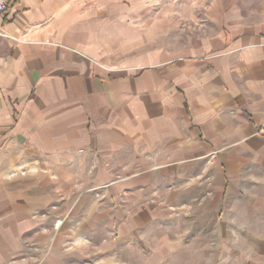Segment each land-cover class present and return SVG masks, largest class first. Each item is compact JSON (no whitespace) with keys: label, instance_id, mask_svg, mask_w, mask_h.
I'll return each mask as SVG.
<instances>
[{"label":"crops","instance_id":"obj_1","mask_svg":"<svg viewBox=\"0 0 264 264\" xmlns=\"http://www.w3.org/2000/svg\"><path fill=\"white\" fill-rule=\"evenodd\" d=\"M124 2L11 0L0 18V264L203 222L207 171L264 165V0L164 1L148 24L174 29L177 9L183 32L160 46L178 49L115 64L95 39L126 30ZM214 215L221 237L234 220Z\"/></svg>","mask_w":264,"mask_h":264},{"label":"rangeland","instance_id":"obj_2","mask_svg":"<svg viewBox=\"0 0 264 264\" xmlns=\"http://www.w3.org/2000/svg\"><path fill=\"white\" fill-rule=\"evenodd\" d=\"M124 1L129 10L125 20L126 30L97 31L100 37L95 42L100 46L95 48L100 54L105 51L116 64L123 56H146L150 51L159 54L168 51L170 55L178 49L177 46H160L168 37L169 42L173 38L177 41V36L183 32L177 9L171 16L175 20L174 29L161 34L148 24L157 17L151 10L165 6L164 1L169 0ZM140 2L141 7L136 6ZM134 7L140 9V16L134 15ZM110 15L117 19V16ZM137 23L142 25L139 32L133 28ZM263 166V160L259 158L254 160L253 169L250 166L233 177L215 175L213 169L207 171L205 180L199 182L203 190L195 192L199 197L190 200L191 205L204 204L205 213L200 217L203 222H183L181 215H169L138 232L135 238L124 240L114 235L104 240L103 246H94L88 253L78 252L62 264H264ZM250 170L253 174H245ZM227 188L222 199L213 197L214 192L218 196ZM217 207L220 214L224 213V217L234 220L229 223L231 228L223 231L221 237L220 224L214 215ZM48 249L45 258L49 255Z\"/></svg>","mask_w":264,"mask_h":264},{"label":"built area","instance_id":"obj_3","mask_svg":"<svg viewBox=\"0 0 264 264\" xmlns=\"http://www.w3.org/2000/svg\"><path fill=\"white\" fill-rule=\"evenodd\" d=\"M11 0H0V18L7 9V6ZM5 32L3 31L2 26H0V36H4Z\"/></svg>","mask_w":264,"mask_h":264}]
</instances>
